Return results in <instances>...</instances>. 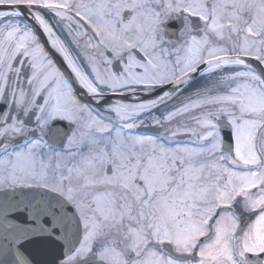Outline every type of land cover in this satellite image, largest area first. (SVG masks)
Wrapping results in <instances>:
<instances>
[{
    "label": "snow or ice",
    "instance_id": "obj_1",
    "mask_svg": "<svg viewBox=\"0 0 264 264\" xmlns=\"http://www.w3.org/2000/svg\"><path fill=\"white\" fill-rule=\"evenodd\" d=\"M0 198V264H264V0H0Z\"/></svg>",
    "mask_w": 264,
    "mask_h": 264
},
{
    "label": "water",
    "instance_id": "obj_2",
    "mask_svg": "<svg viewBox=\"0 0 264 264\" xmlns=\"http://www.w3.org/2000/svg\"><path fill=\"white\" fill-rule=\"evenodd\" d=\"M3 200L0 198V203H2ZM0 246H2V251H0V259H7L8 257L5 255V253L8 251L7 246L3 245V241L0 240ZM28 252L31 253V256L37 260H49L51 259V256L38 254L31 246H28ZM19 255V254H18ZM27 255V253H25ZM23 264V261L21 262Z\"/></svg>",
    "mask_w": 264,
    "mask_h": 264
},
{
    "label": "flooded vegetation",
    "instance_id": "obj_3",
    "mask_svg": "<svg viewBox=\"0 0 264 264\" xmlns=\"http://www.w3.org/2000/svg\"><path fill=\"white\" fill-rule=\"evenodd\" d=\"M59 127H61V128H66V127H67V125H66V124H64V122H62V121H61V122L59 123Z\"/></svg>",
    "mask_w": 264,
    "mask_h": 264
}]
</instances>
